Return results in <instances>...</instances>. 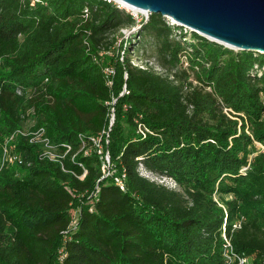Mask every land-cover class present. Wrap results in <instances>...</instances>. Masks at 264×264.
Here are the masks:
<instances>
[{"label": "trees", "instance_id": "obj_1", "mask_svg": "<svg viewBox=\"0 0 264 264\" xmlns=\"http://www.w3.org/2000/svg\"><path fill=\"white\" fill-rule=\"evenodd\" d=\"M148 17L107 0H0V157L6 145L21 159L0 160V264H225L222 227L264 264V53ZM135 25L110 84L106 35ZM135 35L152 37L163 72L131 63ZM28 122L61 162L17 132ZM109 126L104 176L84 148Z\"/></svg>", "mask_w": 264, "mask_h": 264}, {"label": "water", "instance_id": "obj_2", "mask_svg": "<svg viewBox=\"0 0 264 264\" xmlns=\"http://www.w3.org/2000/svg\"><path fill=\"white\" fill-rule=\"evenodd\" d=\"M235 50L264 53V0H116ZM125 77V76H124ZM114 119L111 115L110 125Z\"/></svg>", "mask_w": 264, "mask_h": 264}, {"label": "built area", "instance_id": "obj_3", "mask_svg": "<svg viewBox=\"0 0 264 264\" xmlns=\"http://www.w3.org/2000/svg\"><path fill=\"white\" fill-rule=\"evenodd\" d=\"M107 1H112L113 3L117 4V6L123 8V5L119 4L120 2L116 1V0H107ZM116 1V2H115ZM167 22L170 25H176L174 24V22L172 20ZM177 26V25H176ZM184 30L189 31L188 28L182 26ZM191 32V31H189ZM185 62V61H184ZM185 64H187V62H185ZM114 68L113 66H109V65H105L103 68V73L104 75L107 77L108 83H112V76L114 74ZM260 73V71H259ZM109 129L103 130L100 134L97 135H92L91 137H89V141H90V148H84V146L86 145L85 142H83L81 149L84 148V153L87 154L88 152H90V149L94 148L95 150H97L100 153V156L103 158V163L107 169V171L111 168V159L108 153V135H109ZM138 131H140L141 133H144L143 130L139 127ZM18 133L23 134L25 136H27L29 138V141H34V142H38L41 144L42 146V154L45 158H49L50 160L53 161H58L61 162V159L64 155L63 152H59L57 151V147L55 146V144L50 141V139L45 135L44 136V129L43 128H38L37 130H29V128H23V129H19L17 130ZM81 136V135H80ZM13 136H10V140L12 139ZM67 148H69V146H67ZM8 147H6V145L3 147V152L1 155V163H4V161H13V160H17L18 162L21 161V159L19 158L18 154H13V152L10 151V153H12L13 156L12 158H6V155H8ZM11 150V149H9ZM109 171L104 175H108ZM123 178H124V173L122 174V176L116 178V184L118 186H120L121 189L124 188L123 186ZM174 182V181H173ZM175 183V182H174ZM78 214L79 211H77V213L75 215H72V222L70 225V229H74L78 223ZM238 224H234V226H237ZM223 232H222V238H223V257L224 259H226L225 264H232L234 261H237V264H250V259L246 258L244 256H241L240 254H238L234 248L233 245L230 244L229 239L226 237L225 233H224V227H222Z\"/></svg>", "mask_w": 264, "mask_h": 264}, {"label": "rangeland", "instance_id": "obj_4", "mask_svg": "<svg viewBox=\"0 0 264 264\" xmlns=\"http://www.w3.org/2000/svg\"><path fill=\"white\" fill-rule=\"evenodd\" d=\"M119 4H121V3H119ZM123 8L126 11H128L130 14L134 15L135 17H137L139 19L146 18L145 17L146 13L144 11H136L134 9L132 10V9L127 8L126 6H123ZM164 18H166V17H164ZM166 20L170 21L168 18H166ZM138 26L139 25H135L134 27H124L123 26V27L118 28V30H116L114 32H110L106 35V39L104 40V42H109V48H108L109 51L108 52L112 56V61L108 62L106 65L113 66L114 71L116 70L115 66L113 64L114 59L116 58V56H119V59H122L123 48L125 46L124 41L126 38H128L130 36V34H132L133 32L136 31ZM134 37H135V41L133 38L132 42L133 43L135 42V45H136V47L139 48V51L133 54V56L131 57V63L134 65L138 64L140 66H145V65L151 64L157 70L163 72V69L161 68L159 63H157L155 60L156 48H155V43H154V40L152 39V37L148 36V35L141 36L140 38L138 35H135ZM121 41H122V45H121ZM231 49H233V48H231ZM104 51H107V50L104 49ZM114 75H115V72H114L113 76ZM113 76H112V78H113ZM124 76H125V73H124ZM189 80L192 81L193 86L194 85L197 86L199 84L197 82V80L195 81V80H193V78H190ZM189 88L190 87L188 84H184V87H183L184 90H188ZM124 90H125V86L122 87V90L120 93H122ZM113 114L114 113H112V115ZM28 127H29V122L25 125V128H28ZM0 147L2 149V145H0ZM261 147H262L261 144L260 145L256 144V149L260 150ZM10 151L14 152L12 149L11 150L8 149V155H6V158H9V157L12 158L13 157V156H10V155H12V153H10ZM16 162H17L16 159L11 161L12 164H16ZM139 170L143 176L147 177L150 180H155L158 183H161V184L166 185L168 187L178 188V186L173 182V180L171 178L162 176V175L157 174V173H152V172L144 169L142 166H139ZM228 196H226V197H228ZM215 198H216V196H215ZM77 211H78V208L74 206L71 209V215H75L77 213Z\"/></svg>", "mask_w": 264, "mask_h": 264}, {"label": "bare ground", "instance_id": "obj_5", "mask_svg": "<svg viewBox=\"0 0 264 264\" xmlns=\"http://www.w3.org/2000/svg\"><path fill=\"white\" fill-rule=\"evenodd\" d=\"M121 3V2H120ZM123 6H126L127 8H129V9H134V10H136V11H139L137 8H135V7H133V8H131V7H129L128 5H126V4H123V3H121ZM145 12V11H144Z\"/></svg>", "mask_w": 264, "mask_h": 264}]
</instances>
